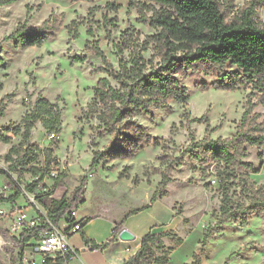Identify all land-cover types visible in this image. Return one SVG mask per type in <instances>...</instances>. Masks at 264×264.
Listing matches in <instances>:
<instances>
[{
    "label": "rangeland",
    "instance_id": "obj_1",
    "mask_svg": "<svg viewBox=\"0 0 264 264\" xmlns=\"http://www.w3.org/2000/svg\"><path fill=\"white\" fill-rule=\"evenodd\" d=\"M106 1L11 0L0 4V57L4 64L0 67V108L3 109L0 113V132L2 128L18 123L29 104L38 96L57 102L61 108L60 132L55 134V138L51 139L50 132L38 121L30 139L39 149L52 148L54 160L50 175H59V184L55 186V179L46 176L45 186L39 184L30 192L25 187L34 177L23 173L17 179L20 196L13 202L0 203L3 211L0 213V231L4 238L9 237L11 240L0 252L2 264H24L23 258L37 257L25 252L16 242L15 236L9 235L11 222L20 219L25 224L41 223L43 219L40 214L46 216L47 208L53 201L62 197L70 198L74 189L80 185L83 186L84 202L78 209H85L88 216L105 212L121 218L131 210L149 204L150 196L159 187L161 172L165 167L158 156L168 154L167 159H170V155H177L191 137L200 140L204 137L216 139L234 135L247 94L258 92L252 83H244L231 90L217 88L213 83L219 78L203 71L190 70L185 75L177 74L180 83L188 90L189 99L184 103L169 100L166 107L151 105L146 112L135 116L159 141L146 145L133 156L109 159L90 168L93 149H102L111 135L98 137L97 119L84 111L93 97V86L105 75L103 72L92 71L94 67L102 65V60L88 50V41L93 40L116 65L117 53L112 42L121 38V31L134 28L140 40L146 34L156 31L148 24L136 20L137 13L134 8L128 7V0H112L121 4L117 12L103 8L88 14L90 6H102ZM219 1L228 5L232 11L245 2ZM27 10L28 26L39 24L51 12L62 14L63 18L60 19L58 30L42 44L16 46L13 39L5 36L25 20ZM256 13L260 20H264V5L258 7ZM105 14L109 17L117 15V26H109L108 33L104 26H96L94 23L93 33L90 34L86 21L90 18L102 21ZM72 20L79 21L76 36L68 32ZM128 52L125 50L124 55ZM154 54L155 50L151 46L143 51L146 59ZM82 55H86L87 59L73 58ZM235 68L229 63L227 71ZM200 83H206L207 86L202 88ZM255 99L253 96L252 100ZM254 111L260 114V121L264 120V103H257ZM199 117H204V120H196ZM20 138V135H12L10 143L0 139V167H7L4 154ZM161 139L165 140L163 148ZM245 148L246 154L242 160L250 163L251 168H234V182L229 193L233 198L246 202L248 190L241 189L243 181L261 185L264 191V148L250 144H246ZM39 159L42 161V154ZM222 169L224 165L215 160H209L204 168H200L196 159L186 156L180 164L169 170L171 180L160 190L162 197L165 196L163 201L168 204L174 201V208L178 211L182 210L184 204L186 215L194 226L193 234L201 232L205 227L210 228L203 255H207L211 264H219L220 261L222 264H264V213L261 216H247V222L228 220L221 230L213 231L219 212L220 191L217 183L211 179L215 171ZM11 175L17 177L15 172ZM243 177L246 179H240ZM2 183L0 194L7 197L14 193L11 190L13 182L5 178ZM39 194L43 197L42 201L36 198ZM64 218L65 215L59 221V226L63 224ZM77 239L78 234H73L72 241ZM150 252L162 253L155 244ZM177 261L173 257L171 263L177 264Z\"/></svg>",
    "mask_w": 264,
    "mask_h": 264
},
{
    "label": "trees",
    "instance_id": "obj_2",
    "mask_svg": "<svg viewBox=\"0 0 264 264\" xmlns=\"http://www.w3.org/2000/svg\"><path fill=\"white\" fill-rule=\"evenodd\" d=\"M9 2L11 0H0V4ZM261 5H264V0H245L241 7L232 11L228 5L219 0H128V7L134 8L137 13L136 20L148 24L156 31L146 34L142 40L139 39L138 31L134 28L121 31V38L112 42L117 53L116 65L106 57L93 40L88 41V50L102 60V65L94 67L92 71L103 72L105 75L93 86V97L84 111L91 113L97 119L98 137L111 135V139L102 149H93L90 168L109 159L133 156L146 145L159 141L135 116L146 112L151 105L166 107L168 101L172 99L181 103L186 102L189 93L186 86L176 77L177 74L185 75L190 70L203 71L218 77V81L213 84L225 90L235 89L244 83H252L258 92L247 94L244 110L234 135L216 139L204 137L200 140L191 137L177 155H170V159H167L168 154L162 153L158 156L165 163V167L161 172L159 187L153 191L150 202H153L157 196H162L160 190L171 180L169 170L189 156L198 161L200 168H204L209 160L224 165V169L218 170V174L223 179L220 183L219 212L212 227L213 231L221 230L222 225L228 220L240 219L247 222V216L253 214L261 216L264 213V191L261 185L243 181L241 189L248 190L246 202L233 198L229 193V188L234 182L232 180L234 168H251L250 163L242 160L246 154L245 145L264 148V120L260 121V114L254 111L257 103H264V20H260L256 13ZM120 6L118 2L107 0L102 6H90L88 14L93 13L95 9L103 8L117 12ZM28 17L27 10L25 20L12 33L5 36L13 39L16 46L42 44L58 30L60 19L63 18L62 14L51 12L39 24L28 26ZM117 20V15L109 17L107 14L103 15L102 21L90 18L86 21L87 31L92 34V25L95 23L96 26H104L109 33V26H117ZM78 23L79 21L72 20L69 25L68 32L73 33V36L77 35ZM150 46L155 50V54L146 59L143 51ZM125 50L129 51L126 56ZM73 58L85 60L87 56ZM229 63L236 68L227 71ZM3 65L0 57V67ZM199 86L204 88L207 84L200 83ZM253 96L256 98L254 101ZM2 112L3 109L0 108V113ZM203 118L199 117L196 120L203 121ZM38 121L44 129L53 134L51 139L55 138V134L60 132L61 124V108L58 103L38 96L29 104L18 123H12L1 129L0 139L3 142L10 143L12 135H20L21 138L18 143L11 144L4 154L7 167H0V175L14 183V187L11 188L14 193L7 197L0 194V203L13 202L20 196L17 179L23 173H29L34 177L25 187L30 192L39 184L45 186L46 176L55 179V186L59 184V175H50L51 163L54 160L52 148L39 149L30 141L32 129ZM161 140L163 148L165 140ZM93 144L97 143L93 142ZM41 154L42 161L39 159ZM12 172L17 173L16 178L12 177ZM82 194L83 186L80 185L74 189L70 198L62 197L53 201L47 208L46 216L40 214L43 219L41 223L22 228L16 239L18 245L22 248L31 238H38L39 232L47 230L48 225L44 220L49 219L53 225H57L71 209H78L84 202ZM36 198L43 200L41 194ZM146 207L148 204L126 213L115 224L111 234L99 244L89 239L82 231V227L91 219L90 216L81 218L76 231L91 249H102L117 239L127 215ZM209 229V227L203 229L200 247L187 264H200L210 234ZM163 237H170L176 242L181 240V237L172 230L159 233L149 230L142 236L139 248L123 264H167L172 246L165 247ZM153 244L162 253H151Z\"/></svg>",
    "mask_w": 264,
    "mask_h": 264
},
{
    "label": "crops",
    "instance_id": "obj_3",
    "mask_svg": "<svg viewBox=\"0 0 264 264\" xmlns=\"http://www.w3.org/2000/svg\"><path fill=\"white\" fill-rule=\"evenodd\" d=\"M3 179L5 176L0 175V184H3ZM164 198L165 196H157L153 202H149L148 207L125 217L122 228L124 227L134 234V239L121 240L117 236L116 240L108 243L104 248L91 249L79 232L71 233L68 241L76 250V254L70 258L69 264H123L139 248L142 236L149 230L154 233L172 230L181 237V240L177 242L170 237L162 238L165 246H172L167 264H174L171 263L173 257L178 259L177 264H187L199 247L200 240L203 238V229L201 232L193 234L194 226L186 215L184 204H182V210L178 211L174 208V201L168 204L163 201ZM79 211L80 209L76 211L78 218L88 216L85 209ZM89 216L91 219L82 227V231L89 239L99 244L111 234L115 224L124 215L117 218L105 212H96ZM75 233L78 234V239L72 241V236ZM206 250L208 251V247ZM200 264H211L207 255H201ZM219 264H222V261Z\"/></svg>",
    "mask_w": 264,
    "mask_h": 264
},
{
    "label": "built area",
    "instance_id": "obj_4",
    "mask_svg": "<svg viewBox=\"0 0 264 264\" xmlns=\"http://www.w3.org/2000/svg\"><path fill=\"white\" fill-rule=\"evenodd\" d=\"M52 135L50 133L51 137ZM222 179L223 177L218 174V170L215 171L211 179L213 183H217L219 191ZM76 211L77 209H71L70 212L66 213L61 226L59 224L53 225L49 219H46L47 230L39 232L38 238H31L22 247L25 252L37 255V257L23 258L24 264H69V260L76 254V250L70 245L68 237L71 233L76 232L81 220V218L77 217ZM2 212L0 209V213ZM33 225L22 223L20 219H14L8 229L9 235L15 236L17 239L23 227ZM10 241L9 237L4 238L0 233V252L4 250Z\"/></svg>",
    "mask_w": 264,
    "mask_h": 264
},
{
    "label": "water",
    "instance_id": "obj_5",
    "mask_svg": "<svg viewBox=\"0 0 264 264\" xmlns=\"http://www.w3.org/2000/svg\"><path fill=\"white\" fill-rule=\"evenodd\" d=\"M118 238L121 240H131L134 239V234L128 231L126 228H121L117 234Z\"/></svg>",
    "mask_w": 264,
    "mask_h": 264
}]
</instances>
